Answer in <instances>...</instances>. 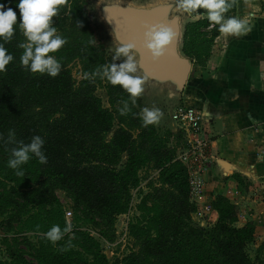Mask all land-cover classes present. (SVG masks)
<instances>
[{
    "label": "trees",
    "instance_id": "obj_1",
    "mask_svg": "<svg viewBox=\"0 0 264 264\" xmlns=\"http://www.w3.org/2000/svg\"><path fill=\"white\" fill-rule=\"evenodd\" d=\"M16 3L0 0L16 12L19 22ZM88 4L89 0H64L58 5L53 23L67 42L49 53L61 64L55 77L21 66L19 45L26 37L18 25L13 26L11 39L0 38L13 55L0 72V217L6 218L0 230L9 256L0 264H264V242L254 258L249 255V248L257 243L255 225L247 222L237 227L239 208L226 196L217 195L212 201L218 214L213 226L194 222L197 206L187 168L178 159L185 142L183 131L172 145L174 132L160 134L155 125H143L139 113L145 106L140 96L132 105L120 85L92 75L114 61L105 43L95 37ZM209 24L207 18H200L184 26L181 51L193 62L186 93L197 68L206 66L220 34L218 27L208 30ZM75 61L81 67L79 82L69 67ZM99 88L105 90L109 107L96 95ZM126 100L130 111L121 115L118 109ZM10 129L17 141L25 143L41 136L47 162L42 164L33 156L22 165L23 175L8 167L10 149L15 146L7 142ZM148 167L158 172L157 184L150 183L135 204L140 172ZM234 178L248 188L242 175ZM59 190L72 202V213L98 230L99 238L74 224L55 243L45 238L53 224L61 229L68 224ZM123 216L129 218L128 252L110 263L100 239L114 243Z\"/></svg>",
    "mask_w": 264,
    "mask_h": 264
},
{
    "label": "crops",
    "instance_id": "obj_2",
    "mask_svg": "<svg viewBox=\"0 0 264 264\" xmlns=\"http://www.w3.org/2000/svg\"><path fill=\"white\" fill-rule=\"evenodd\" d=\"M231 2L226 15L246 18L250 31L241 36L220 33L206 66L197 68L193 85L188 93L185 88L182 98L202 112L201 135L209 141L202 190L192 197L197 206L194 216L201 218L210 209L217 220L212 201L226 196L239 208L235 225L253 222L256 242L262 243L264 202L258 195L264 186V0ZM173 127L176 124L169 119L167 128L174 132ZM215 160L231 164L233 173H225ZM235 174L246 179L248 188L239 185Z\"/></svg>",
    "mask_w": 264,
    "mask_h": 264
},
{
    "label": "clouds",
    "instance_id": "obj_3",
    "mask_svg": "<svg viewBox=\"0 0 264 264\" xmlns=\"http://www.w3.org/2000/svg\"><path fill=\"white\" fill-rule=\"evenodd\" d=\"M179 6L187 13L206 15L210 27H218V31L225 35L241 36L247 34L251 25L246 18H237L226 15L233 7L231 0H178ZM64 0H17L16 7L20 12V21L17 22V14L11 8L0 4V38L5 41L11 39L14 33V25L23 31L26 41L19 47L23 48L20 56V64L32 73L48 74L55 77L61 70V64L54 55L66 42L67 38L58 34L54 26L53 17L57 15L58 5ZM205 9L204 13H197V9ZM175 38V32L168 24L157 23L145 25L143 32V48L146 49L153 60H158L165 53L170 42ZM135 44L129 42L116 50L113 61L121 56L126 57L121 63L112 62L97 68L92 75L106 78L112 85H120L128 94V100L132 105L136 104V97L144 91V80L137 73V63L129 54V50ZM13 60V55L0 44V72L5 71L6 65ZM85 77L89 73H84ZM128 100L123 101V106L118 109L121 115L130 111ZM143 125H155L163 116L158 107H143L139 113ZM7 142L15 145L10 149L7 166L16 170L17 175H23L22 165L33 156L40 163L47 162L44 153V139L39 135L32 136L28 143L15 139V132L9 130ZM72 230L70 223L63 229L60 225L53 224L45 233V238L55 243L63 238L65 233Z\"/></svg>",
    "mask_w": 264,
    "mask_h": 264
},
{
    "label": "water",
    "instance_id": "obj_4",
    "mask_svg": "<svg viewBox=\"0 0 264 264\" xmlns=\"http://www.w3.org/2000/svg\"><path fill=\"white\" fill-rule=\"evenodd\" d=\"M97 11L100 23L109 34L108 43L112 49L117 50L129 42L135 44L129 54L138 66L134 75L144 80V91L140 95L142 103H150L146 99L153 96L172 103V108L180 105L193 68L191 58L181 51L184 26L188 23L186 21L190 13L179 6L178 0H150L143 4H135L130 0H100ZM157 23L172 27L175 38L164 55L153 60L142 46L143 32L145 25ZM215 162L225 173H233L231 164L222 160Z\"/></svg>",
    "mask_w": 264,
    "mask_h": 264
},
{
    "label": "rangeland",
    "instance_id": "obj_5",
    "mask_svg": "<svg viewBox=\"0 0 264 264\" xmlns=\"http://www.w3.org/2000/svg\"><path fill=\"white\" fill-rule=\"evenodd\" d=\"M100 0H89V4L87 5V9L89 11V13L91 14V19H92V23H93V27L95 29V37L97 39V41L102 40L105 43V46L107 47V53L109 55H111L112 57L115 55L116 50L112 49L108 43L109 41V34L108 32L104 29L103 25L100 23V19H99V15H98V11H97V6H98V2ZM135 4H143L146 2H149L150 0H130ZM190 18H188V20L186 22H190V21H196L200 18H206L205 15H195L190 13ZM186 24V23H184ZM126 57L121 56L120 58L116 59L114 62L119 64L121 63L123 60H125ZM70 70L72 73V76L74 78V80L76 82H79L82 79V73H81V67L79 65V63L77 61L73 62L70 66ZM96 95L98 97L101 98L102 100V104L104 107H109L108 103H107V94L105 92V90L103 88H99L96 92ZM152 99V101H151ZM148 102L150 101V103H146L144 106L145 107H158L162 113L163 116L161 117V119L159 120L158 123L155 124L157 131L160 134H165L168 130H172L173 129H168L167 128V123L169 121V119L171 118L172 112L174 110V108H172V103L169 102H165L162 101L161 99H156L153 96L149 97L146 99ZM176 124V123H175ZM176 131H174V133L176 134L175 137L170 138L171 144L175 145L176 141H177V134L179 133V126L176 124V128L173 127ZM158 176V172L154 169H152L151 167L148 168H144L143 170H141L140 172V185L139 187L136 189V195H135V204H138L141 200V198L148 192L149 190V184L150 183H156V179ZM157 184V183H156ZM57 196L59 197L64 211L66 212V217L67 212L71 211L72 213V202L66 197L65 193L63 191H57ZM259 200H262L264 202V197H262L261 192L258 195ZM134 210V209H133ZM136 212L135 211V216H136ZM211 210L207 209L204 212V216H202L200 218L199 215L194 216L193 220L196 224L203 226L205 228H209L211 226H213L216 222V220L214 219V217H212V215L210 214ZM129 218L127 217H120L119 219V225L117 226V235L118 237L116 238V241L114 243H108V241L104 240V239H100V242L102 244V247L104 248V252L106 253V255L108 256V259L110 261V263L113 262V260L115 258L118 257H122L123 255H125L128 251L126 250V248L128 249V245L127 247L125 246V249L122 247V239L124 238V235L122 237V235L120 234V232L122 230H124V227H126V222L128 221ZM2 220H6V218L4 217H0V223ZM67 223H70L71 225H75V226H80V228L84 229V230H88L95 238H99L98 235V230L93 229L90 225H88L87 223H85L83 220L79 219L78 217H76L75 213L73 212L69 217L66 218ZM28 239L30 240H36V237L33 236L32 234H26L25 235ZM3 240V233L0 230V261H9V256L8 253L5 249L4 244L2 243ZM261 240V239H259ZM261 242H257L256 245H252L249 248V255L254 258L256 255V250L258 245ZM127 244H128V238H127ZM132 244V243H131ZM126 245V243H123V246ZM120 247L119 252L116 253V249ZM118 256V257H117ZM28 259L29 256L27 257Z\"/></svg>",
    "mask_w": 264,
    "mask_h": 264
},
{
    "label": "built area",
    "instance_id": "obj_6",
    "mask_svg": "<svg viewBox=\"0 0 264 264\" xmlns=\"http://www.w3.org/2000/svg\"><path fill=\"white\" fill-rule=\"evenodd\" d=\"M212 28L213 27L209 26L208 30ZM171 118L179 126V130L184 133L185 142L183 147L179 148L178 159L187 168L191 197H197L202 190V174L207 169L206 166L209 160V155L207 153L209 141L204 139L201 135L203 114L196 107L185 102L174 108ZM261 195L264 197V186L262 187ZM71 214V211H68L67 217ZM120 234L122 237L124 235L121 243L122 247L125 249L126 245L123 246V243L125 242L127 244V223Z\"/></svg>",
    "mask_w": 264,
    "mask_h": 264
}]
</instances>
